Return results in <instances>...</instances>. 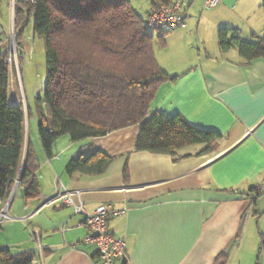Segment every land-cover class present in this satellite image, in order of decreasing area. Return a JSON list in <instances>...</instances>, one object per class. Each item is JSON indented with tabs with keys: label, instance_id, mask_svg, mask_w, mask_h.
I'll list each match as a JSON object with an SVG mask.
<instances>
[{
	"label": "crops",
	"instance_id": "crops-1",
	"mask_svg": "<svg viewBox=\"0 0 264 264\" xmlns=\"http://www.w3.org/2000/svg\"><path fill=\"white\" fill-rule=\"evenodd\" d=\"M148 1L145 16L162 3ZM197 1L184 0L186 26L154 39L161 69L177 77L160 84L150 110L220 133L213 150L187 145L177 159L138 150L141 123L79 140L59 136L53 157L34 146L39 195L27 198L14 184L9 202L18 188L24 198L3 208L0 246L36 264H99L96 246L83 242L84 216L48 200L62 186L90 211L101 204L120 210L109 217L125 244L117 264H264V194L254 197L264 177V57L222 50L218 34L228 28V38L236 30L243 40H259L264 0ZM14 8L15 0H0V50L15 28ZM12 84L10 99L19 101ZM21 88L26 103L22 80ZM97 151L113 157L103 173L67 168Z\"/></svg>",
	"mask_w": 264,
	"mask_h": 264
},
{
	"label": "trees",
	"instance_id": "trees-1",
	"mask_svg": "<svg viewBox=\"0 0 264 264\" xmlns=\"http://www.w3.org/2000/svg\"><path fill=\"white\" fill-rule=\"evenodd\" d=\"M31 18L35 32L46 42L47 81L35 106L47 157L54 156L59 136L79 140L135 123H141L138 150L169 153L175 159L183 156L179 151L187 145L205 144L202 152L213 150L220 133L198 128L179 114L167 116L150 110L160 84L177 75L161 69L154 49L156 36L146 28V16L131 0H15L18 43ZM228 32V28L219 30L222 50L236 46L245 60L264 57V35L248 41L236 30L228 38ZM7 47L5 43L0 50L2 202L11 196L18 179L27 198L40 192L38 154L27 133L24 103L10 99L12 73ZM112 160V156L97 151L85 160L72 159L67 168L99 174ZM0 264L36 261L34 256H18L9 247L0 246Z\"/></svg>",
	"mask_w": 264,
	"mask_h": 264
},
{
	"label": "built area",
	"instance_id": "built-area-1",
	"mask_svg": "<svg viewBox=\"0 0 264 264\" xmlns=\"http://www.w3.org/2000/svg\"><path fill=\"white\" fill-rule=\"evenodd\" d=\"M206 7H215L222 0H203ZM186 13L184 0H171L170 2H162L156 9L151 10L145 18V26L150 31H158L166 33L180 27L186 26ZM10 55L8 61H12L15 57L17 70L19 65L17 62V44L14 25L9 36ZM14 51V57H13ZM264 194V177L255 187V196ZM62 200L67 206H72L75 213L84 216V224L88 233L83 239L85 243H93L97 248L99 255V264H117L118 259L124 254V239L115 235L109 228V217L117 215L120 210L109 208L105 204L98 205L95 210L90 211L84 202L77 198L74 193L66 191L62 186H58L56 192L48 200ZM0 221L5 215V210L0 211Z\"/></svg>",
	"mask_w": 264,
	"mask_h": 264
},
{
	"label": "rangeland",
	"instance_id": "rangeland-1",
	"mask_svg": "<svg viewBox=\"0 0 264 264\" xmlns=\"http://www.w3.org/2000/svg\"><path fill=\"white\" fill-rule=\"evenodd\" d=\"M198 1L196 2L197 5H201L202 7L201 0ZM131 2L132 5L138 10V12L142 16H145L149 1L131 0ZM153 34L156 35L157 37L159 32L153 31ZM18 41L19 43L16 41L17 53H18L17 62L19 63V72L21 76H19L17 70L16 59L14 57V51H13L14 58L12 61H9V70L10 73H12L11 84L13 83L12 85H14L15 82L14 85L15 92L17 91L19 93L18 95L19 97H21V100L24 103L23 101L24 97L21 88V80H22V84L25 91V98H26V103H24L23 105L27 115L26 116L27 133L30 134L34 146L39 148L41 142L37 127L38 115L35 106V99L38 96H42L44 94L46 81H47L46 42L42 36L38 35L35 32L33 18H31L30 21H28L23 31V34ZM10 43H11L10 40L7 41L8 57L10 55ZM15 184H17V181L15 182ZM23 196H24L23 190L21 188L16 189V192L10 201L11 203L9 202L8 199L6 202L0 203V208L3 210L5 206L7 207L8 203H10V205L13 203V207H15V205L19 204L20 201H22V199L24 198ZM1 236H3V233H1Z\"/></svg>",
	"mask_w": 264,
	"mask_h": 264
},
{
	"label": "water",
	"instance_id": "water-1",
	"mask_svg": "<svg viewBox=\"0 0 264 264\" xmlns=\"http://www.w3.org/2000/svg\"><path fill=\"white\" fill-rule=\"evenodd\" d=\"M18 181H19V179L17 180V184H18ZM125 263H126V258H124L122 261V264H125Z\"/></svg>",
	"mask_w": 264,
	"mask_h": 264
}]
</instances>
